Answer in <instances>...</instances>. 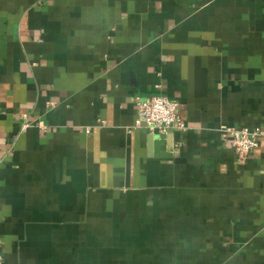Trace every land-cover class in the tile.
Listing matches in <instances>:
<instances>
[{
    "label": "crops",
    "instance_id": "obj_1",
    "mask_svg": "<svg viewBox=\"0 0 264 264\" xmlns=\"http://www.w3.org/2000/svg\"><path fill=\"white\" fill-rule=\"evenodd\" d=\"M156 94L186 130L136 125ZM224 126L264 130V0H0L3 264H264Z\"/></svg>",
    "mask_w": 264,
    "mask_h": 264
},
{
    "label": "built area",
    "instance_id": "obj_2",
    "mask_svg": "<svg viewBox=\"0 0 264 264\" xmlns=\"http://www.w3.org/2000/svg\"><path fill=\"white\" fill-rule=\"evenodd\" d=\"M156 88H160L159 85ZM137 126H144L153 134H164L169 130L187 129L185 121L179 113V104L162 94H156L150 98L138 99L137 101ZM29 123L25 122L21 129L25 130ZM222 131L230 135L231 144L235 152L242 158L250 155L251 151L259 146L261 139H264V130L260 127L253 129L222 127ZM0 264H3L0 256Z\"/></svg>",
    "mask_w": 264,
    "mask_h": 264
}]
</instances>
